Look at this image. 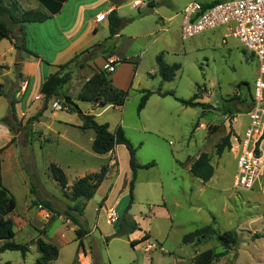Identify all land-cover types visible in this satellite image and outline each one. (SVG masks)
Segmentation results:
<instances>
[{"label":"rangeland","instance_id":"obj_1","mask_svg":"<svg viewBox=\"0 0 264 264\" xmlns=\"http://www.w3.org/2000/svg\"><path fill=\"white\" fill-rule=\"evenodd\" d=\"M15 1H18V13L37 8L29 0H3L9 6ZM132 1L122 9V18L127 22L115 41L107 42L110 36L107 28L94 34L90 26L75 50L89 51L81 52L76 58L75 51L60 55L59 63L75 58L65 70L70 68L74 79L64 86L62 93H69L83 113H102L97 115V121L109 123L111 131L122 127L137 148L139 163L156 165L138 171L132 201L133 172L128 150L122 145L113 155L95 153L92 149L95 132L81 128L80 113L68 107L53 108L55 101L63 104V98L52 99L45 111L43 102L42 118L34 113L16 123L11 114L16 138L11 153L3 157L4 186L17 201V208L10 215L15 222L14 241L27 245L30 251L25 258L18 251L0 253V264H36L41 256L37 249L39 237L60 249L58 260L52 264H194L196 255L203 251L224 250L217 239L183 243L186 234L210 225L221 233L235 230L239 235V244L215 264H264V176L252 191L234 186L238 174L236 138L245 137L256 82L260 77L264 81V60L247 51L234 37L227 36L224 42L229 34L226 27L183 40V10L188 3L203 0L185 4V0H156V8L147 10L143 16L139 10L145 6L133 9ZM82 2L70 0L60 20L67 18L70 23ZM78 15L74 32L83 29L91 12L80 8ZM12 27L14 49L6 55L7 65L0 61L3 64L0 117H6L10 111L11 90L15 86L21 89L24 81L16 77L17 57L34 52L45 63H52L57 51L68 45L59 19L45 25ZM19 38L25 43L24 50L14 46ZM3 42L0 49L4 52L10 42L8 39ZM100 44L106 47L100 48ZM100 50L111 51L119 59L117 73L110 77L114 85L128 91L122 107H95L78 98L81 82H76V77L86 78L102 69ZM161 53L167 63L181 66L173 81L162 82L156 62ZM46 69H50L47 64ZM198 87H201L198 101L207 105L205 109L188 107L180 101L191 100ZM143 90L154 94L140 110ZM225 108L232 112L227 113ZM24 109L17 107L20 118ZM229 134H233L232 149H225L219 156L216 146ZM204 152L211 155L215 166L214 177L209 182L194 177L189 168L190 161ZM111 160L114 168L110 167L95 196L91 200L73 201L74 183L88 174L99 173ZM51 164L64 169L68 176L66 189L51 175ZM106 197L108 200L104 201ZM38 200L51 201L57 213L35 205ZM75 204L86 205L79 216L80 226L68 221L65 215L68 207ZM113 210L119 220L109 224L108 213ZM126 221L129 224L134 221L137 229L132 231ZM80 227L90 231L82 246L76 233ZM145 234L150 238L141 241ZM133 241L141 242L134 247Z\"/></svg>","mask_w":264,"mask_h":264},{"label":"trees","instance_id":"obj_2","mask_svg":"<svg viewBox=\"0 0 264 264\" xmlns=\"http://www.w3.org/2000/svg\"><path fill=\"white\" fill-rule=\"evenodd\" d=\"M31 4H35L37 8L23 10L18 13V1H15L10 6L4 4L3 0H0V43L8 39L12 41L14 39L15 33L12 26L21 25L22 27L27 24H42L47 20H50L54 15L60 13L64 4L67 0H29ZM217 2L207 4L206 7L211 6ZM156 7L155 3L151 1L148 8L154 9ZM9 20V21H8ZM109 20V30L110 36L108 38L110 42L114 41L116 35H118L121 27L123 26L124 20L118 15L116 11H112L108 17ZM21 27V31H24ZM15 48L19 50L25 49V43L21 47L17 46V42L14 44ZM31 55L36 58H40L39 55L34 52H30ZM68 62L66 64L60 65V70L55 74H51L47 77L42 85L41 93L44 96V111L48 108V103L52 99H59L63 97V104L68 107L71 111H77L81 115L83 125L81 128L83 130H93L95 132V138L92 143V149L95 153L100 155H106L113 152L117 145H124L129 152V164L133 172V179L131 181V200L133 201V191L135 180L137 178V173L140 169L155 166L154 162L147 165H142L139 163L137 158V148L128 139L124 129L118 127L117 130L111 131L109 123H100L97 121L96 116L92 114L83 113L80 108L72 107L75 102L73 99L62 93L65 85H67L72 80V72L65 71L68 66L72 63ZM158 72L161 76L162 82L173 81L178 72L181 69L179 64H169L164 59V54L161 53L156 58ZM111 72L100 69V71L95 72L83 85L79 92L78 98L82 101L97 104L102 107L113 106L122 107L125 105L128 99V91H125L119 87H116L113 83V79L110 77ZM21 77V76H20ZM198 87V92L193 96L191 100H180L185 106L188 107H201L206 108V104L198 101L201 99ZM143 96L139 106L140 110H143L148 100L154 94L151 91L143 90ZM166 95V94H165ZM254 99V96H253ZM211 107L210 105H208ZM227 113L232 112L229 108H225ZM43 112L38 115L41 116ZM12 116L16 119V112L14 109V103H12ZM233 134L225 136L222 141L216 146L217 154L222 156L225 149H232V138ZM14 139L10 144L14 143ZM8 146L0 149V241L3 244L0 246V253L5 251H18L21 252L25 258L30 251L27 245L19 244L14 241L15 238V222L10 216L17 208V201L12 195L10 190L4 186L3 178V158L2 155ZM191 165L190 172L194 177L200 179L203 182H209L212 180L215 174V166L212 162V157L209 153H201L199 157L190 161ZM50 172L55 181L64 189L68 187V176L64 169L57 164H51ZM109 173V165L103 166L99 173L88 174L80 179H78L72 186L71 198L73 201L79 199L91 200L98 189L101 187L107 175ZM34 189V188H33ZM107 197L104 199L106 201ZM35 205H39L42 208L48 209L51 213H57L54 205L49 200H38ZM86 205H70L65 212L67 220H71L75 225L80 226L79 216H81L85 211ZM129 224V222L126 221ZM129 226L131 230L137 229V224L131 221ZM124 227V225H122ZM77 239L80 241V245H83V238L87 236L90 231L80 227L76 231ZM150 238L149 234H145L141 241L148 240ZM209 239H217L219 243L224 247V250L217 252L214 249H208L196 255L194 258V264H215L223 257L227 256L233 247L239 244V235L235 230H228L223 233L219 232L214 226H206L199 228L191 233H188L183 238L184 244L201 243ZM141 241H133L132 246L138 245ZM37 249L40 253V258L36 261V264H52L57 261L60 255V249L57 245L44 240L39 237L37 240ZM6 264H12L10 262Z\"/></svg>","mask_w":264,"mask_h":264},{"label":"built area","instance_id":"obj_3","mask_svg":"<svg viewBox=\"0 0 264 264\" xmlns=\"http://www.w3.org/2000/svg\"><path fill=\"white\" fill-rule=\"evenodd\" d=\"M151 0H133L132 7L140 9ZM199 1L188 3L182 13L181 36L183 40L192 39L208 31L226 27L227 36L238 39L244 48L264 60V0H224L211 6ZM108 13L99 15L96 23L108 18ZM111 73L116 71L113 60L103 68ZM264 71V69H263ZM28 81L22 84L25 91ZM264 81L258 78L255 88L254 106L249 112L250 122L243 139L236 138L238 152V174L234 186L240 190L252 191L264 176ZM64 104L53 103L55 110H63ZM119 220L116 211L108 213L107 221L114 224Z\"/></svg>","mask_w":264,"mask_h":264},{"label":"crops","instance_id":"obj_4","mask_svg":"<svg viewBox=\"0 0 264 264\" xmlns=\"http://www.w3.org/2000/svg\"><path fill=\"white\" fill-rule=\"evenodd\" d=\"M69 1L70 0H67V2L64 4L60 13L54 15V17L52 19L47 20L46 22L42 23L45 25L49 21L59 19V23L62 24V34H63V36H67L68 45L64 48H60L57 51V53H58L57 58L52 63H45L41 59V57L36 58L35 56H33L29 53H28L29 55H27L26 57H21V58L19 56L17 57V64H19L18 65L19 70L16 72L17 80H18V77L21 76L20 78H23L24 81L25 80L28 81V85H27V88L25 91H22V87H21V89H19V88L16 89V86L11 90L10 104L14 103V109L16 112V119H14L13 116H12V119L16 123L22 121L24 119V117H26V120H27L30 118V116L32 114H34V113L39 114L40 112H42L43 102H44V96L41 93L42 85L49 75L55 74L56 72H58L60 70V68H59L60 65L66 64V63H59L58 60L60 58V55L63 53H66V52L68 53L69 51H71V52L75 51L76 48H78L77 46H79L83 42V38H84V35L86 34V32L88 30V27L91 26V31L94 34L98 33L101 28H102V30L105 28H107L109 30L108 18L106 20L100 22V23H96V18L99 15L104 14V13L110 14L112 11H116L118 13V15L122 18V16H124L121 13L122 9L124 8V6L128 5L131 0H79V1H83L85 3L82 2L77 6V11L72 16V20L70 21V23H67L68 19L65 18L64 20H60V16L62 15V13H63V11H64V9H65V7ZM151 1H153L156 5V0H151ZM189 1H191V0H185L184 4L189 2ZM219 1H224V0H203V2H201V3L202 4H211L213 2H219ZM132 2H131V5H132ZM148 5L145 6L142 10H139L140 16H143L147 10H154L156 8L155 7L154 9H150V8H148ZM80 8L85 9L87 12H91V17L89 19H86L83 29H80L79 31L77 30L76 32H74L73 31L74 24L79 19V16L81 15V14L78 15ZM133 9H135V8H133ZM82 13H83V11H82ZM108 17H109V15H108ZM122 19L124 20V24H125L127 22V20H125L124 18H122ZM173 19H174V17H172L170 20H173ZM161 23H163V24L165 23L163 18L161 19ZM166 31H167V29H166ZM109 34H110V30H109ZM119 36H120V31H119L118 35L115 36L114 41ZM3 41L0 43V45L2 43H4ZM9 42H10V44L6 46V50L4 52L0 49V53H1L0 61H4V65H7V56L6 55L11 53L14 49L11 41H9ZM107 42H108V39H107ZM109 42H110V40H109ZM99 47L105 48L106 46H103L102 44H100ZM79 50H83V48H81ZM84 51H89V50L85 49L81 52H84ZM106 52L111 53V51H106V50L105 51L102 50V52L100 50V52L98 53V55L103 54L102 55L103 63L101 65L102 69L104 68L105 64L107 62H109V60H113L115 62V65H116V71L113 73L116 74L117 73V63L119 62V59L113 53H111V54L109 53V55H105ZM80 53H77V51H75V58ZM75 58H72L70 61H67V63L73 61ZM19 61H21V62H19ZM46 64H47V66H49V68H50L49 70L46 69ZM2 65L3 64H0V67H2ZM69 71H71L70 68H69ZM92 75L93 74L88 75V76L86 75V78H85V75L81 76V77H79V76L76 77V82H81L80 90L82 89L84 83ZM16 77H15V81H16ZM73 79H74V73L72 72V80L71 81H73ZM10 81H12V79ZM113 81H114V79H113ZM13 84H15V83H13ZM115 86L119 87L118 85H115ZM64 91H65V93L67 92L66 90H64ZM67 95L70 96L69 93H67ZM94 105H95V107H102V106H99L97 104H94ZM18 106L25 108L24 111L22 112V114H23L22 118H20L18 113H17V107ZM109 106H111V105H109ZM109 106H106V107H109ZM30 112H33V113H30ZM11 114H12V106H11L10 111L6 117H0V149L8 146L7 149L5 150V152L3 153L2 158L4 157V155L6 153H11L10 150L12 149L13 144H10V142L12 141V139L16 138V135L14 134L13 129H12V127H13L12 122H10V115ZM100 114H102V113H98V114L96 113L95 114L96 119H97V115L99 116ZM43 116H44V113L41 115V118ZM121 146L122 145H117L115 150L109 154L113 155L114 153H116V151ZM113 162H114V160H111V162L109 164V169H110V167H111V169L114 168ZM117 167H119V162H117ZM190 167H191V165L189 164V168ZM106 200H108V199H106Z\"/></svg>","mask_w":264,"mask_h":264},{"label":"water","instance_id":"obj_5","mask_svg":"<svg viewBox=\"0 0 264 264\" xmlns=\"http://www.w3.org/2000/svg\"><path fill=\"white\" fill-rule=\"evenodd\" d=\"M22 43H23L22 38H19V40H18V42H17V46H18V47H21V46H22ZM60 98L62 99L63 97H60ZM72 107H74V108H76V109L79 108V107L76 105V103L73 104Z\"/></svg>","mask_w":264,"mask_h":264}]
</instances>
